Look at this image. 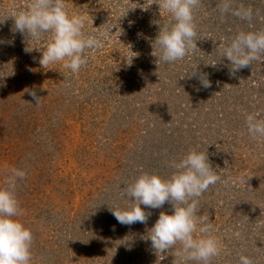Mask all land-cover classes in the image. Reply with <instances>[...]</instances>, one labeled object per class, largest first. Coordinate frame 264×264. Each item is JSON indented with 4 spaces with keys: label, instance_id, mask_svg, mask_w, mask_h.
<instances>
[{
    "label": "rangeland",
    "instance_id": "rangeland-1",
    "mask_svg": "<svg viewBox=\"0 0 264 264\" xmlns=\"http://www.w3.org/2000/svg\"><path fill=\"white\" fill-rule=\"evenodd\" d=\"M0 1L5 13L0 14V20L11 13L14 2L17 6L27 3V0ZM67 1L71 12L87 16V30L88 26H96V15L103 9L97 4L100 0ZM123 2L129 3L136 29L122 28L116 33L115 28L114 39L109 38L111 45L104 42L101 49L92 51L87 66L82 67L78 74H72L70 70L64 74L68 69H64L62 63L43 68L39 64L42 50H13L10 44L15 43L17 47L21 43L16 38L17 32L12 31L13 19L0 23V187L4 186L12 168L27 171L26 178L18 184L16 195L23 212L18 218L33 232L32 264H93V261L89 263L84 259L81 263L77 259L79 255L85 257L90 254L91 250L87 251L89 246L83 245L85 249L63 253V256L52 253L53 247H60L59 240L63 243L61 248L66 250L64 245H67L69 249L74 236L78 243H87L84 241L86 231L94 232L101 224L87 213L85 215L89 219L84 217L81 220V213L99 201L95 196L97 188L104 192L117 190L116 182L111 180H117L115 175L118 173L123 174L121 179L137 176L139 173L135 166L153 160L162 148L160 143H164L161 140L166 137L164 133L172 130L179 133L177 139L192 142L199 146V151L207 150L209 161L220 176L230 173L235 177L230 182L236 180L238 188L244 187L243 205L231 206L223 213L210 211L206 216L222 243L221 254L213 259L212 264H238L240 254L250 256L254 264H264V139H251L245 122L246 115L253 112L264 118V61H255L232 75L229 72L230 61L225 63L222 60L221 64L229 65L221 69L209 59L214 58L211 43H217L219 47L238 30H253L257 25L256 16L250 29L248 22L231 14L221 17L218 8L221 0H202L195 15L200 36L196 44L202 48L203 41H211L202 48L203 51L208 50V57L192 56L189 65L174 62L162 72L159 68V75L148 74L143 80L140 62L141 59L144 64L148 61L143 52L152 48L159 30V25L152 23L154 20L148 13V5L153 0ZM262 2L264 0H236L237 5H249L263 13ZM96 4L98 8H95ZM111 5V10L118 9L120 15H124L128 7ZM152 11L159 18L167 14L160 12L156 5ZM214 32L218 36L217 41ZM8 35L15 39L9 40ZM30 42L26 45L42 47L45 43ZM200 50L195 54L203 53ZM180 65L188 68L180 70ZM98 68L106 69L110 79L104 82L106 85L98 83L95 90L92 84L96 79H91L94 75L100 79ZM194 69L208 74L210 87L205 88L198 79L190 78ZM220 79L227 85L223 87ZM260 86L263 88L259 91ZM27 90H34L40 97L39 106L35 105L36 101ZM185 113L187 116H183ZM177 115L183 116L181 120H187L188 124L185 122L180 127L178 124L183 122L176 119ZM127 116L132 118L129 125L124 121ZM121 127L126 130H120ZM117 134L123 135L120 141L125 143L116 146L115 141L119 142V137L116 140L113 135ZM225 151L232 157L230 163L222 161ZM103 152H113L119 156L118 161H113V156L109 155L108 159H103ZM129 164L131 167L127 166ZM120 168H124L122 172ZM228 174L224 175L225 180H229ZM35 180L53 182L50 189L55 194V202H60L57 219L63 215L67 226L55 221L56 218L45 219L43 214L40 217L32 215L34 219L26 214L21 205L27 200V195L23 196L26 194L24 188L29 181L35 184ZM43 185L46 188L48 184ZM219 188L215 192L217 196L223 195V189ZM34 199L44 203L48 198L39 193L34 194ZM168 205L172 208L170 203ZM103 213L100 217L104 216ZM118 229L113 231L114 235L118 234L117 238L120 234ZM128 240L124 245L129 247L133 239ZM113 242L115 247L119 243L118 240ZM94 252L96 258L102 255ZM121 253L124 254L115 251L114 256L129 264H143L146 256L142 251L133 257L125 254L123 259ZM110 258L105 264H112L113 255Z\"/></svg>",
    "mask_w": 264,
    "mask_h": 264
},
{
    "label": "clouds",
    "instance_id": "clouds-1",
    "mask_svg": "<svg viewBox=\"0 0 264 264\" xmlns=\"http://www.w3.org/2000/svg\"><path fill=\"white\" fill-rule=\"evenodd\" d=\"M160 12L170 16V22L152 23L159 25V33L153 43V55L165 64L184 60L198 50V26L195 15L202 0H153ZM151 3V4H152ZM150 4V5H151ZM221 17L231 14L246 21L252 29L254 16L259 15L251 6L236 4V0H221L218 5ZM147 10V7L144 8ZM14 20L13 32L26 36L27 42L39 43L45 38L43 47H26V52L42 50L39 64L48 68L62 63L64 69L78 74L86 67L90 53L103 47L108 32L86 29L87 16L69 10L67 0H27L22 6L14 2L6 19ZM221 58L231 62L230 74L234 75L255 61H264V28L238 30L218 48ZM196 69V67H195ZM193 70L190 78H196L203 87L211 86L207 73ZM28 94L39 106L40 97L34 90ZM247 133L253 140L264 139V118L257 112L246 115ZM173 172L167 178L156 173L141 171L131 182L124 185L121 196L130 201L122 209H113V215L120 224H146L151 213L144 208L158 209L170 203L172 214L161 212L154 226L148 231V239L156 253L175 249V256L181 264H212L222 251V243L215 235V229L208 217L198 215L201 209L200 197L221 180L213 169L206 151L190 149L179 160L169 165ZM27 171L12 168L0 187V264H32L33 232L18 218L23 212L16 192ZM144 206V208L141 207ZM179 245L177 248L176 246ZM238 264H254L245 254L239 255Z\"/></svg>",
    "mask_w": 264,
    "mask_h": 264
},
{
    "label": "trees",
    "instance_id": "trees-1",
    "mask_svg": "<svg viewBox=\"0 0 264 264\" xmlns=\"http://www.w3.org/2000/svg\"><path fill=\"white\" fill-rule=\"evenodd\" d=\"M157 2H158V0H157ZM97 4L99 5V7L100 6L103 7V9L101 12H99L98 16L96 15V18H97L96 26H93L92 28L88 26V31H95V30L107 31V30L112 28L111 31L108 32L107 38L105 39V42H108V45H111V43L109 42L110 41L109 38L114 39V37L116 35L115 34L116 29H117L116 33L118 32V30H120L122 28L123 29L127 28V30L129 29L130 31H132L133 29H136L135 28V22H133V18L131 17V12H130L131 8L129 9V3L128 2L124 3L123 0H100L97 2ZM97 4L95 5V8H98ZM111 4H121V6L125 5L126 7L128 5L127 11H126V13H128V14L124 13V15L123 14L120 15L118 9H115L114 11H112L111 10L112 9ZM263 4L264 3L262 2V5L261 6L259 5V6L264 8ZM154 5L159 6L157 3H153L152 6L148 5L149 6L148 10H150L148 12L150 18H152V20H154V21H160L162 24L169 23L171 18L169 16L165 17L167 14L163 15V17L159 18L157 16V14L152 13L153 12L152 9H153ZM245 6H247V5H245ZM88 8L90 9V5L88 6ZM69 10L72 11L70 9V7H69ZM134 10L136 13L135 8H134ZM254 10L256 11V9H254ZM262 10H263V13L258 11V10L256 11L259 13V15H256L255 19H256L257 25H255L254 29L264 28V9H262ZM0 14H1V16L5 14L3 12L1 1H0ZM120 19L123 20V22H121ZM203 24H205V23L203 22ZM13 25H14V20H13ZM158 32H159V30L157 31L156 35H158ZM17 35L18 36H16V38H17V40L19 39V41L21 43H20V45H17V47H16L15 43H12V44H10L11 48L13 50L17 49L19 52H24L25 48L28 46V45H26V43H28V42L25 41L26 36L20 34L19 32H17ZM215 35L217 36L216 33H215ZM9 37H11V38H9ZM9 37H8L9 40L15 39V37H13V36H9ZM199 37L200 36L198 35V39H200ZM211 38L213 41L215 40L213 37H211ZM217 40H218V36H217L216 41ZM198 41H200V40H198ZM41 42L46 43L47 38H45ZM207 42H208V44L211 43L210 40H208ZM207 42L203 41V46H201V47L202 48L205 47ZM29 43H31V42L29 41ZM212 44L213 43H211V47H212V50H214V52H212L214 55V58L212 59L210 57L209 59L214 61L215 67H220L221 69H225L226 66L229 64H227L225 66V65L221 64L220 62L223 60L226 63L227 58L226 57L225 58L220 57L219 52H218L219 47H218L217 43L213 44V45H215V48H213ZM43 45H42V47H43ZM32 47H37V46L32 45ZM202 48H199V49H201L200 52L203 51ZM154 49H153V45H152V48H148L147 50H144V52H143L144 58L148 59L147 62L145 61L146 62L145 64H144L143 59H141V62H140V68L139 69H140V74L143 75L142 76L143 80L146 79L148 74L149 75L151 74V76L159 75L160 73H158V71H157V70H159V68H161V72H162V71H164L163 69L166 70V67L169 66V64L162 63L158 59V57L153 55ZM36 52L37 51L35 50V53ZM109 54H110V52H109ZM202 55H203V58H207L208 57V50L204 49L203 53H201V54H194V55L190 54L189 56H187L184 60H181L180 62H186L189 65L191 60H192V56L194 58H197V57H200ZM141 63H142V66H141ZM117 65L120 66L121 65L120 62H117ZM180 66L181 67L178 68L180 70L188 68L186 65H184V66L180 65ZM58 68L59 67L56 66V70H58ZM149 68H150V70H149ZM105 70L106 69H104V68H98V72L101 76L100 79L96 75H94L93 79H91V81L96 79L95 82L92 84L95 90H97L98 83H103L104 85H106V83H104V82H107L110 79L109 72H107ZM67 72H69V70H67L64 74H66ZM68 77L71 78V76H68ZM220 81H221V84H223L222 85L223 87L225 85H227V82H223V80H221V79H220ZM43 82H46V80L44 79ZM212 84H213V82H212ZM200 88H202V87H200ZM262 88H263V86H260L258 88L259 91ZM112 97L114 98V96H112ZM183 110H186V109L183 108ZM169 112H171V110H169ZM183 116H187L186 113L183 114ZM183 116L177 115L176 119L181 120V118ZM124 121L127 125H129L132 122V118L127 116ZM181 121L183 123L181 125H180V123L178 124L180 127L183 126L185 124V122H186V124H188L187 120L185 121V119H183ZM120 130L125 131L126 129L121 127ZM147 131H145V132H147ZM164 134L166 135V137L161 138V140L164 141V143L163 142L160 143L162 148L158 153L159 155L158 154L154 155L153 160H151V161L149 160V162H147L145 164L143 163L141 165L135 166L136 172H138L140 174L141 171H147L148 170V171H150L149 173H156L162 177L167 178L173 172V169L169 166L170 162L172 160H179L184 155H186L190 149L197 148V150H199L198 149L199 146H196L195 144H191L192 142L189 143V142H186L184 140L177 139V137H178L177 135L179 133H176L175 130H172L171 132H168V133L165 132ZM122 137H123V135L121 136L119 134H117V136L113 135L114 139H116V140H117V138L119 139L118 140L119 142L115 141L116 146L120 143H125V141H120V139ZM107 142H108V144L111 143L109 141V139ZM193 143H196V142H193ZM113 147H114V145H113ZM116 148L117 147H115L113 150L112 149L111 150L114 151ZM107 153H110V154H107ZM107 153L105 152L104 154H102L103 159H108L109 157L107 155H109V156H113V161H118L119 156H115L113 152H107ZM207 154L209 157L210 154L209 153H207ZM224 155H225V157L223 158L222 161H224V162L228 161L230 163V159L232 157H230L226 151L224 152ZM125 165H126V163H125ZM127 166L131 167V164H129ZM116 167H117V165H116ZM123 169H121L120 172H122ZM117 170H119V169L117 168ZM117 172H119V171H117ZM227 174L228 173H224V175H227ZM224 175L222 174L221 180L219 182H217L215 185L210 186L209 189L202 195V197H200L201 209L198 212V215H201V216L204 215L206 217V216H208V213L210 211L211 212L212 211H219V212L223 213V211H227V209L230 208L231 206L235 207L236 205H238V206L243 205L242 202L244 199V197H243L244 187L238 188V186L235 184L236 180H232V182H230L231 181L230 179H235V177L232 176L230 173L228 174L229 180H225L224 178H226V177ZM122 176H123V174L118 173V175H115L117 180H114V179L111 180L113 183L116 182V185L118 186L117 190L111 189L110 191L104 192L103 189L97 188L95 196L97 197V200H99V201L98 202L96 201L95 205L91 206L89 208V210H86L84 213H81V215H82L81 220H83L84 217L88 218L85 215V213H87V215H89L91 218H94V219L97 218L96 222L101 224V227L98 230H96V231L93 230L96 233H94L92 231H88V230L86 231L85 230L86 231V233H85L86 238L84 241L87 243H83V244L78 243V240H76V237L74 236L75 240H71V245L69 246V249H67L68 248L67 245H64V247L66 248V250H64L63 248H61L63 246V243L61 241L57 240L60 247H56V245H55L54 246L55 248H54L52 246L53 247L52 253H57L58 255L63 256V253H67V252L74 251V250L77 251V249H79L78 251H81V250L85 249L84 246H89L87 248V251L91 250L90 254H86L85 257H81L82 255H79L77 257V259L80 260L81 263H82V260L85 259V261H88L89 263H90V261H93L94 262L93 264H100V263L105 264V262H109L110 259L112 258V257L110 258V255H113L114 259H113V261L111 260L112 264H129L128 262L124 263L121 260L119 261L118 259L120 257L114 256V255H116L115 251H118V253L124 252V254L121 253V254H123L121 256L122 258L125 254H127L126 255L127 257H130V256L133 257L135 254H137V252L140 253L142 251H145L146 256L143 259L144 260L143 264H181L180 258L175 256V249L167 250L165 253H161V254L156 253V251L151 246L150 239L147 238L148 237V231L154 226V224H155L156 220L158 219L161 212H165L167 214H172L173 208H170L168 203L167 204L165 203V205L162 208H158V209L144 208V206L141 205V207L144 208V210L146 212L151 213L146 224L134 223L131 225H123L117 221V219L113 215L112 208L117 209V210L122 209L127 204L130 203V201L127 199V197L121 196V193L124 191V185L131 182L135 177H137L136 175H132V176H127L124 179H121ZM34 182H35V184L32 185L31 184L32 181H29V183H26V185H25V186H27V188H24V190H26V194H24L23 196L27 195V200L23 201L24 203L21 205H22L23 209H25L26 214H28V216H30L31 219H34L35 215L36 216L38 215L40 217L43 214V218H45V219H48V218H51V219L54 218L55 219L56 218L55 221L56 220L60 221V223L63 225L64 224V216L62 215V217L60 219H57V217L59 216L58 215L59 208H57V207H58V205L60 206V202L58 200H56V202H55V200H54V199H56L55 194L50 189V185L53 182H51V181L42 182V181H36V180ZM44 183L48 184L47 185L48 188L44 187V185H43ZM31 186H34V188H31ZM218 186L221 187L219 189H223L222 190L223 195L219 194L217 196L215 194L216 190L218 191V189H217ZM39 193L42 194V197L45 196V198H48L44 203H39L38 201H36L34 199V194H39ZM220 197H222L223 199H221ZM170 206H172V205H170ZM103 210H105L104 213H103ZM167 210L170 212H166ZM102 213L104 214V216L100 217V215ZM32 215H34V216H32ZM151 224H152V226H151ZM64 226H67V225L64 224ZM118 227H119L118 230L120 232L119 238H117L118 234L114 235L115 232H113ZM77 239H78V236H77ZM128 239L129 240L133 239L129 243V247L124 245L125 243H127L126 241ZM114 240L119 241V243H117L116 247H115V244L113 242ZM176 247L178 248L179 245H177ZM125 251H127V253ZM93 252L99 253V254L102 253V255L101 256L99 255L96 258V256L93 255ZM75 253H78V252H75ZM57 261H59V260H57Z\"/></svg>",
    "mask_w": 264,
    "mask_h": 264
}]
</instances>
